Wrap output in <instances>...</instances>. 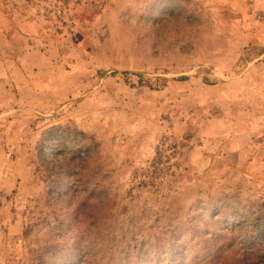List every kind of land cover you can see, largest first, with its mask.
I'll list each match as a JSON object with an SVG mask.
<instances>
[{
	"label": "rangeland",
	"instance_id": "374dc122",
	"mask_svg": "<svg viewBox=\"0 0 264 264\" xmlns=\"http://www.w3.org/2000/svg\"><path fill=\"white\" fill-rule=\"evenodd\" d=\"M179 240L264 264V0H0V264Z\"/></svg>",
	"mask_w": 264,
	"mask_h": 264
},
{
	"label": "trees",
	"instance_id": "16d2710c",
	"mask_svg": "<svg viewBox=\"0 0 264 264\" xmlns=\"http://www.w3.org/2000/svg\"><path fill=\"white\" fill-rule=\"evenodd\" d=\"M76 186V184H75ZM76 188V187H75ZM74 188V189H75ZM164 248V247H163ZM147 256L141 264H191L192 257L190 255L188 242L179 240L175 242L173 247L161 249L158 252H146ZM207 264H234L235 261L229 262L223 259V248H205ZM148 258V259H147ZM235 264H240L238 261Z\"/></svg>",
	"mask_w": 264,
	"mask_h": 264
}]
</instances>
